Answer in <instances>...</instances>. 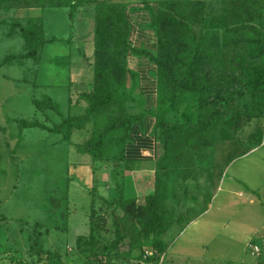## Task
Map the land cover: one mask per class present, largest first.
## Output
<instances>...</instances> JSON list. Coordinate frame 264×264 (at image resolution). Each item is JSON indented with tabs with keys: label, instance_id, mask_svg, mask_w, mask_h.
<instances>
[{
	"label": "rangeland",
	"instance_id": "1",
	"mask_svg": "<svg viewBox=\"0 0 264 264\" xmlns=\"http://www.w3.org/2000/svg\"><path fill=\"white\" fill-rule=\"evenodd\" d=\"M9 1L0 0V264H47L56 254L62 257L63 264L104 260L105 247L117 238L115 218L126 217L120 203L134 199L136 205L145 206L156 190V168L160 167L170 180L172 171L179 167L205 165L213 141L211 133H195L191 127L198 115V97L188 92L169 110L171 124H157L160 141L152 164L129 170L120 162L94 161L81 154L80 147L95 136L99 124L105 123L101 110L88 111L85 98L94 89L97 31L107 19L109 4H125V21L132 32L130 45L151 55L132 49V71L149 73L153 69L156 73L163 57L164 63L174 67V48L187 59L190 52L193 55L194 46L202 43L195 71L200 77L210 78L225 96L235 95L246 80L240 65L244 55L234 54L235 25L223 29H219L220 23V27L212 25V19L223 13L224 0H12L32 5L38 1L39 6L2 9ZM244 7L247 9V4ZM231 12L235 14L236 10L232 8ZM168 14L173 16L174 24ZM154 20L159 28L157 34L152 27ZM17 24L45 40H60L43 45L35 58H21L36 49L37 41L22 33ZM248 24L254 35L264 24V10L251 16ZM213 53L216 55L212 58L206 57ZM218 56L220 60H213ZM217 62L223 64L218 69L214 66ZM180 73L176 71V75ZM172 93L164 88L161 98H169ZM47 95L59 105L60 114L37 107L36 102H43ZM248 103L249 100H237L233 109L225 110V120L246 121L250 116ZM71 116L85 118L81 127L66 126L65 119ZM20 121L45 127L26 128ZM251 122L250 127L248 123L236 127H243L238 135L248 141L243 149L257 147L264 141V119ZM184 123L189 127L186 132ZM168 130L179 136L164 158L162 140ZM247 135L254 136L247 140ZM112 138L108 137L107 143H113ZM114 148L111 145L106 152L109 157L117 154ZM235 158L228 157L229 163ZM117 181L120 183L115 189ZM211 187L216 200L213 209L182 231L181 225L171 227L182 220L184 213L174 209L173 215V211L161 209L157 199V213L164 214L166 228L170 224L171 230L163 236H167L169 248L164 241L166 250L160 253L153 246L152 236L145 237V227L139 219H132L129 226L138 249L134 255L143 254V261L115 260L114 264H156L145 262L149 258L158 259L159 264H169L168 258L174 264L256 262L249 246L252 243L264 247V209L249 205L246 187L235 188L234 195L228 194L230 188L222 179H215ZM192 190L187 188L188 195L184 191V203L196 206L201 196L195 198ZM170 203L172 206L173 201ZM224 203L227 206H222ZM125 219L129 224L130 220ZM13 258L18 261L13 263Z\"/></svg>",
	"mask_w": 264,
	"mask_h": 264
},
{
	"label": "trees",
	"instance_id": "2",
	"mask_svg": "<svg viewBox=\"0 0 264 264\" xmlns=\"http://www.w3.org/2000/svg\"><path fill=\"white\" fill-rule=\"evenodd\" d=\"M15 2L9 1L8 4L1 6L2 9H15V8H28L30 6H39V2ZM244 4H247V9H245ZM43 5V4H42ZM40 5V6H42ZM45 6V5H43ZM234 8L236 13L233 14L231 9ZM264 10V0H224L223 13L212 19L213 26L222 25L221 28L227 27L229 25H235L236 35L234 37L235 44L234 54L243 53L244 58L241 62V67L243 72L246 74V80L240 83L237 92L228 96L223 95L216 83L208 78L207 76L200 77L195 71V64L201 56V45L197 43L194 46L193 55L190 52V56L186 58L181 56V53L175 52L173 49V57L176 63L172 64L174 67H170L166 61V58H161L159 63L161 66L160 71H153L154 88L156 90L154 108L149 110L146 108V100L139 93L140 85L139 78L132 70L129 69L128 59L130 51L145 54L149 57V52H141L130 45L131 39V29L125 21V12L127 7L125 4L112 3L109 4L106 13L107 19L106 24L98 28L95 46V60L96 63L93 67L95 83L93 92L87 94L85 100L88 102V111L101 110L102 117L105 118V123L99 124L96 127L95 136L90 139L85 146L80 147L81 154L89 155L93 160L97 161H107L111 159L120 162L125 165V169L131 170L135 165L128 161L125 156V148L130 139L133 137L137 127L144 122L148 117H154L155 119V130L153 137L159 142V134L157 124L159 126H165L171 124V120L168 118L169 110L172 109L173 104H176L185 93L192 92L198 97V112L196 116V122L194 126L195 133H211L212 140H214L215 131L219 126L228 121L236 122V120H225L228 115L226 109H233L234 104L237 100H249L251 105L249 118L243 123L236 122L235 126H241L247 121L251 120L253 117H260L263 115V109L261 104V97L264 96V24L262 28L255 32L253 35L250 28L251 25L248 24L251 16L258 13L260 10ZM170 21L174 24L173 16L168 14ZM235 16L240 17L236 19ZM204 18L201 19V21ZM156 20L152 23V27L156 34L159 33V28ZM184 28L188 26L184 25ZM22 33L33 37L37 41V47L33 52L21 58H35L37 55V50L42 48L43 45L59 41L57 37L45 40L40 34L27 29L19 24L16 25ZM156 27V28H155ZM225 42L228 41V37L223 35ZM158 39V38H157ZM158 41V40H157ZM194 42V41H193ZM231 43V42H230ZM227 43L225 45H230ZM169 49L171 43L168 42ZM245 45L247 47L245 48ZM132 47V48H131ZM218 47V45H217ZM40 50V49H39ZM152 53V52H151ZM222 53V51H221ZM216 54L213 53L212 56L207 54L206 57H213ZM153 57V56H152ZM215 59H221L220 56ZM222 63L217 62L214 66L218 69ZM176 71H182L180 75H176ZM167 88L173 91L169 98H161L162 91ZM45 103V104H44ZM37 107L51 110L60 114L59 105L50 96H46L43 102H36ZM232 111V110H231ZM231 111L229 113H231ZM235 113V112H234ZM85 118L82 116H71L65 119L66 126H71V128H79L81 120ZM225 120V121H224ZM79 122V124H78ZM21 124L26 128H44L45 126L39 123L27 124L25 121H20ZM185 126V123H184ZM188 126H185V132L188 130ZM168 134L163 138V156L167 157L170 146L175 142V139L179 135L175 134L174 131L168 130ZM113 137L110 142L107 143L108 137ZM213 142V141H212ZM111 145L115 146V151H117L113 157H109L106 152L109 151ZM212 147V144H211ZM113 155V154H112ZM109 157V158H108ZM119 158V159H118ZM108 162V161H107ZM128 165V167H127ZM190 167V166H188ZM160 167L156 168V190L152 196L147 198L145 206H139L135 204V200H123L120 204L125 208L126 214L125 218L129 219V224L127 220L122 216H117L115 218L116 222V233L117 238L115 242L105 247L107 256L104 260H87L86 264H114L115 260H122L125 262H132L134 260L143 261V254L140 256H135L134 251L137 249L136 241L134 240L131 227L129 226L133 221L132 219H139V222L145 227V237L153 238V246L160 253L165 252V245L163 236L170 227L166 228V224L163 220L164 214H158L155 206L157 199L161 201V209L167 211H173L166 206L164 200L168 192V180L165 177V172ZM182 168V167H179ZM177 168V169H179ZM175 169V170H177ZM172 171V175L174 171ZM166 182V185L165 183ZM118 183L115 184V189H118ZM110 198V197H109ZM109 198H106L110 201ZM122 200V199H121ZM120 200V201H121ZM125 201V202H124ZM130 206V207H129ZM144 221L146 223L144 224ZM173 224V223H172ZM129 226V227H128ZM125 250H122V249ZM13 263L18 260L12 259ZM55 261L57 264L62 263V257L59 254L51 256L48 259L47 264H52ZM145 262L159 264L160 261L156 258H149Z\"/></svg>",
	"mask_w": 264,
	"mask_h": 264
},
{
	"label": "crops",
	"instance_id": "3",
	"mask_svg": "<svg viewBox=\"0 0 264 264\" xmlns=\"http://www.w3.org/2000/svg\"><path fill=\"white\" fill-rule=\"evenodd\" d=\"M128 64L129 69L131 70L129 59ZM149 71V73L148 70H140L139 73L135 71L133 72L137 74L139 78V93L146 100V108L151 110L154 108L153 106L157 93L154 88V79L152 77L153 69ZM261 104L263 115L260 117H253L251 120L244 123L245 125L248 123L247 126L250 127L252 120L264 119V96L261 97ZM234 125V122L228 121L217 128L214 134L212 147L209 151V162L207 164L179 168L174 171L172 178L167 181L168 192L164 200L166 206L170 209H177L178 213H184L181 218L182 220L174 223L171 229L175 225H181L182 231L183 228L196 224L201 216L209 214L216 202L211 195V192L213 191L211 186L214 185L215 179L216 181L222 179V182H224V184L226 183L227 187L230 188L228 194L231 195L236 194L235 188L246 187L247 201L249 202V205H257L254 206L255 209H264V152H262L264 151V141L261 144H258L257 147H251L249 149L247 147L243 149L242 146L248 143V141H245L238 135V131L243 127L236 128ZM245 125L244 128L247 127ZM154 130L155 119L150 116L137 127L135 130L136 132L130 139L131 141H129L125 148V156L127 160L132 162L138 168L148 163L152 164L153 161L156 160V149L159 142L153 137ZM252 136L254 135H251L250 137ZM246 137L247 140H251L248 135ZM232 156H236V158L234 159V162L230 164V159H228V157L230 158ZM235 165H237L236 169L233 168ZM144 176H147V174ZM193 177H196L197 180L194 181ZM187 188L193 189L192 191L196 194L194 196L195 198L198 197L197 195L201 196V202L196 206H189L184 203V200H186V196L184 197V191L187 195L189 193L187 192ZM169 201H173L172 206L171 203L169 204ZM179 205H183L185 208H181ZM222 206L227 205L224 203ZM181 210L186 211L182 212ZM220 210H222V208ZM256 214L259 215L260 213L257 212ZM166 235L163 240L169 248ZM215 236H213V238H215ZM261 238L263 240L262 242H264V230ZM249 251L251 255L257 258V260L256 262L255 260L245 261L244 264H264V247L262 248L260 246L259 251H255L254 245L251 243ZM168 252L169 249L167 251V258ZM168 261L170 262L169 264H174L169 258Z\"/></svg>",
	"mask_w": 264,
	"mask_h": 264
},
{
	"label": "built area",
	"instance_id": "4",
	"mask_svg": "<svg viewBox=\"0 0 264 264\" xmlns=\"http://www.w3.org/2000/svg\"><path fill=\"white\" fill-rule=\"evenodd\" d=\"M255 251H259V247L258 246H254Z\"/></svg>",
	"mask_w": 264,
	"mask_h": 264
}]
</instances>
